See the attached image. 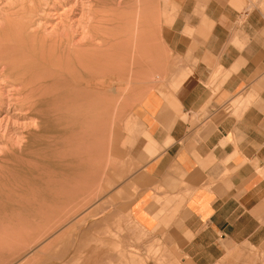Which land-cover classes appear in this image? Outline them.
Wrapping results in <instances>:
<instances>
[{
    "label": "rangeland",
    "instance_id": "rangeland-1",
    "mask_svg": "<svg viewBox=\"0 0 264 264\" xmlns=\"http://www.w3.org/2000/svg\"><path fill=\"white\" fill-rule=\"evenodd\" d=\"M23 4L22 14L30 15L29 29L35 28L39 40L64 34L74 43L87 37L98 10L102 49L109 50L104 69L110 59L121 68L112 73L114 89L108 87L110 79L104 84L93 120L89 110L72 108L65 99L31 115L26 95L0 71V204L6 206L0 264H189L167 233L145 231L128 216L95 206L139 165L134 147L149 139L138 114L145 95L157 89L166 99L170 87L174 90L176 58L165 38L176 0H0V27L18 18ZM73 75L70 70L68 79ZM54 110L61 116L54 117ZM42 115L48 118L46 129L35 135ZM216 264H224V258ZM232 264H239V249Z\"/></svg>",
    "mask_w": 264,
    "mask_h": 264
},
{
    "label": "crops",
    "instance_id": "crops-1",
    "mask_svg": "<svg viewBox=\"0 0 264 264\" xmlns=\"http://www.w3.org/2000/svg\"><path fill=\"white\" fill-rule=\"evenodd\" d=\"M165 42L174 90L145 95L139 165L95 206L167 233L189 264L238 249L264 264V0H176Z\"/></svg>",
    "mask_w": 264,
    "mask_h": 264
},
{
    "label": "bare ground",
    "instance_id": "bare-ground-1",
    "mask_svg": "<svg viewBox=\"0 0 264 264\" xmlns=\"http://www.w3.org/2000/svg\"><path fill=\"white\" fill-rule=\"evenodd\" d=\"M24 6L25 4L21 5L20 13H16L18 18L9 19L6 26L0 27V71L13 85L19 86L18 88L15 86L19 94L26 95L23 98L24 105L31 110V115L37 114L36 111L39 109L42 111L50 108L51 103L58 99V101L65 99L70 100L72 108L78 104L83 113L89 110L87 114L89 119L93 120L104 84L110 79L108 87L114 89L115 76L112 73L116 71L119 73L121 68L110 59L107 62L111 65L104 69L103 57L109 54V50L102 49L103 15H99L98 10H93L87 37H83L81 42L78 39L80 43H74L70 35L64 34H53L55 36H45L39 40L31 31L33 28L29 29L30 15L22 14ZM70 70L74 72V75L68 79L67 73ZM40 95H46V97L39 100ZM88 97L91 98L89 103L85 101ZM54 114V117L61 116L57 110H54ZM47 119L44 115L40 116L39 125L35 124V127L40 129L37 132L33 131L35 135L46 129L44 125ZM4 157H7V153ZM32 189L28 192L30 203L35 197ZM0 198H2L1 195ZM5 210V203L1 202L0 221L3 219Z\"/></svg>",
    "mask_w": 264,
    "mask_h": 264
}]
</instances>
